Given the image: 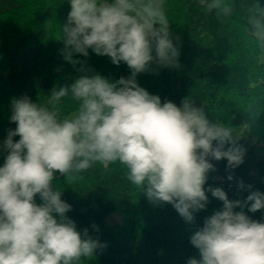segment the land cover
I'll list each match as a JSON object with an SVG mask.
<instances>
[{
	"label": "clouds",
	"instance_id": "obj_1",
	"mask_svg": "<svg viewBox=\"0 0 264 264\" xmlns=\"http://www.w3.org/2000/svg\"><path fill=\"white\" fill-rule=\"evenodd\" d=\"M200 3L218 17L233 13L229 0ZM70 5L58 41L63 59L80 65V75L70 86L53 87L42 101L27 96L11 101L10 122L16 127L3 141L0 166V264H82L102 252L106 242L87 228L77 230L67 215L72 205L53 182L59 174L73 183L94 165L116 163L150 203L171 204L186 224L206 210L209 193L222 202L190 236L199 258L190 257L187 264H264V215L256 220L247 214L264 210V192L243 180L237 181L238 192L249 193L243 199H229L220 186L205 187L216 171L209 158L226 160L227 180H234L232 170L246 154L241 135L210 119L205 106L189 96L179 106L162 102L138 83V75L154 66L180 67L179 38L165 0H70ZM247 24L264 47V6L258 0ZM89 49L114 65L126 64L130 75L113 80L74 58H87ZM65 98L77 104L71 116L61 113Z\"/></svg>",
	"mask_w": 264,
	"mask_h": 264
},
{
	"label": "trees",
	"instance_id": "obj_2",
	"mask_svg": "<svg viewBox=\"0 0 264 264\" xmlns=\"http://www.w3.org/2000/svg\"><path fill=\"white\" fill-rule=\"evenodd\" d=\"M67 2L68 9L59 17L60 34L71 11L70 0ZM179 2L175 26L180 67L157 69L148 78H137L138 83L151 94L159 95L162 102L168 99L179 106L189 96L195 104L205 106L210 119L230 125L241 135L239 143L246 148V154L243 164L232 170L234 180H227L226 160L209 158L216 171L209 173L205 187L220 186L229 199H243L249 194L246 190L238 192L237 181L243 180L245 185L253 186L252 190L264 192V133L260 132L264 128V47L254 40L247 24L257 0H229L234 7L228 17L208 13L200 0ZM258 3L264 6V0ZM48 38L42 19L32 42L0 61V103L5 98L22 96L39 102L53 87L70 86L74 81L68 62L61 55L62 41L53 48V68L43 70ZM121 69V76L130 75L128 67ZM76 110L77 104L70 98L62 101L63 115L71 116ZM245 124L248 127H243ZM6 137L0 128V166L1 145ZM13 140L18 141L19 137ZM125 172L119 163L107 168L97 164L73 183L59 174L53 182L63 191L62 199L72 205L67 215L75 221L77 230L87 228L90 235L107 244L102 252L82 264H187L193 248L190 236L203 226L205 217L222 207V202L209 193L206 210L196 213L195 222L189 225L171 204L150 203L130 184ZM102 204L125 215L137 212L139 225L125 233L110 226ZM247 214L259 220L264 210ZM93 224L98 226V232L93 230ZM195 257L199 258L197 249Z\"/></svg>",
	"mask_w": 264,
	"mask_h": 264
},
{
	"label": "rangeland",
	"instance_id": "obj_3",
	"mask_svg": "<svg viewBox=\"0 0 264 264\" xmlns=\"http://www.w3.org/2000/svg\"><path fill=\"white\" fill-rule=\"evenodd\" d=\"M165 4L166 14L170 21L171 30L176 36L175 21L177 18L176 16L179 13L178 10H180L181 3L179 0H165ZM68 7L69 4L67 0H0V61L29 45L32 42L34 33L39 28L42 19H44L49 36V51L47 59L43 62V70L48 71L50 68H53V48L60 37L59 17L63 15ZM74 58L86 60L87 66L90 67L95 73H99L113 80L116 78L119 79V76H121V68L127 67V65L124 63H121L119 66L114 65L111 63L108 57L98 56L90 49L89 56L87 58L80 55H76ZM68 68L71 70V78L75 80L80 75V73L77 71V69L80 68V65H77L76 68H74L70 63H68ZM156 71L157 68L154 66L153 71L144 73L145 75L140 74L137 78H148V75L150 76L155 74ZM12 100L13 98H5L0 103V128L3 130L5 136H7V131L9 129L14 130L16 127L15 123L10 122V116L12 114ZM260 132L263 134L264 128H262ZM1 147L3 150V144ZM5 155L6 153L3 150L1 166L4 163ZM37 202L39 203L38 197ZM102 206L107 211V223L110 226L121 230V232L125 233L124 231H130V229L133 231L137 225H139L140 220L138 219L137 212H132L125 215L123 213L111 210L110 206L107 204H102ZM184 230L189 231L187 227H184ZM195 256L196 248L193 247L190 257Z\"/></svg>",
	"mask_w": 264,
	"mask_h": 264
}]
</instances>
